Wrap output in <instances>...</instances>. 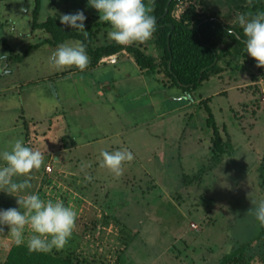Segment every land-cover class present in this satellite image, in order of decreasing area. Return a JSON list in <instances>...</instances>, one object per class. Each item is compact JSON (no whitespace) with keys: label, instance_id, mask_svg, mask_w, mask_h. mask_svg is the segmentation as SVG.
<instances>
[{"label":"rangeland","instance_id":"1","mask_svg":"<svg viewBox=\"0 0 264 264\" xmlns=\"http://www.w3.org/2000/svg\"><path fill=\"white\" fill-rule=\"evenodd\" d=\"M251 4L177 0L172 16L178 19L193 5L231 25ZM33 7V0L0 1V55L8 54L0 61V69L8 70L0 71V152L18 139L43 152L44 165L31 173L25 194L75 207L68 244L46 254L81 264H219L252 239L261 229L255 208L264 200V67L246 51L242 56V48L233 57L236 66L220 63L223 71L190 95L163 86L161 77L171 84L163 74L140 72L126 50L114 54L115 66L100 60L106 64L73 68L76 73L67 77L72 68L57 70L49 57L76 40L33 48L51 36L32 26ZM78 10L85 26L95 29L99 13L88 0H40L36 22ZM97 28L93 47L114 43L108 24ZM134 45L157 59L149 40ZM206 98L222 141L233 147L216 164ZM120 149L134 159L117 179L100 167V152ZM11 207H17L15 197L0 191V209ZM14 244L5 227L0 264ZM263 252L256 244L241 260L225 264H264Z\"/></svg>","mask_w":264,"mask_h":264},{"label":"clouds","instance_id":"2","mask_svg":"<svg viewBox=\"0 0 264 264\" xmlns=\"http://www.w3.org/2000/svg\"><path fill=\"white\" fill-rule=\"evenodd\" d=\"M88 3L99 13V20L109 25L107 36L117 45L145 43L157 30L156 17L151 15L154 0H150L151 6L144 0H88ZM85 20L84 12L79 10L59 17L61 25L79 30L86 38ZM236 23L243 32L246 53L256 61L257 67H264V12L238 14ZM227 31L229 36L240 39L233 30ZM7 58V53L0 55V61ZM49 63L57 70L76 68L83 72L90 58L85 44L76 40L60 44L50 55ZM0 71L8 74L6 68ZM100 158V167L118 179L123 175L124 165L131 163L134 155L127 149L103 150ZM44 159L43 152L25 146L22 139L16 140L10 150L0 152V191L15 197L17 204V207L0 209V233L7 227L17 246L26 243L30 252L49 253L53 249L62 250L68 244L76 228L77 212L74 205L65 206L62 200H45L36 193L25 194L32 188L31 173L44 165ZM21 177L24 179H18ZM85 179L91 181L92 177ZM255 218L264 228V200L257 204Z\"/></svg>","mask_w":264,"mask_h":264},{"label":"trees","instance_id":"3","mask_svg":"<svg viewBox=\"0 0 264 264\" xmlns=\"http://www.w3.org/2000/svg\"><path fill=\"white\" fill-rule=\"evenodd\" d=\"M33 1L32 26L34 28H43L51 34L49 39L33 45V48L42 44L56 45L69 39L80 40L85 44L87 55L90 58L87 68L94 67L102 57L126 50L133 55L135 64L141 70L150 71L158 75L163 74L171 80V84L167 85L163 77H161L160 81L163 86L177 87L185 95H190L192 91H195L211 76L220 74L223 71L220 63H223L224 66H236L233 57L239 55L242 48V56L245 55L243 32L236 22L230 25L215 13L198 12L193 5L188 6L177 19L172 16L177 0H154V11L151 15L156 17L157 30L149 42L154 44L157 59L152 55L146 54L145 51L134 44L131 46H120L115 43H109L93 47L92 40L98 32L97 27L100 25L106 26V23L101 21L96 23L95 29H92L91 26H85V31H88L86 38L79 30L61 25L59 19L54 17H48L45 21L37 23L40 0ZM144 3L151 6L150 0H144ZM166 9L167 13H165ZM239 9L244 11L242 7H239ZM248 10L243 13L264 12V0H252ZM228 29L236 32L240 39L235 36H229ZM26 53L27 51L22 55H18L16 57L17 60H22ZM228 56L231 58H228ZM207 102L208 99L206 98L204 101L205 123L212 130L211 150L215 155V157L213 156L212 164H216L218 157L223 153H231L233 147L228 140L222 141L220 130ZM256 244L264 246V228L262 227L252 239L241 244L229 254L224 255L219 264L234 263L236 260H241L245 252ZM251 257H248L247 260ZM260 260L264 261V252L260 256ZM3 264L81 263L74 261L72 258H60L46 253L30 252L26 245L17 246L14 244Z\"/></svg>","mask_w":264,"mask_h":264},{"label":"crops","instance_id":"4","mask_svg":"<svg viewBox=\"0 0 264 264\" xmlns=\"http://www.w3.org/2000/svg\"><path fill=\"white\" fill-rule=\"evenodd\" d=\"M108 57V56H107ZM104 58H106V56L105 57H102L101 59H104ZM100 59V60H101ZM98 61V63L94 66V67H92V68H88V69H85L84 71H87V70H92V69H95V68H99V67H101L102 65H105L106 63H104V62H101V61ZM132 62H133V60H132ZM107 64H109V65H113V66H115L113 63H107ZM135 66L138 68V66L135 64ZM72 71H70L69 73H68V75H67V77H70L71 75H74L76 72L74 71V69L72 68L71 69ZM140 72L142 71V70H139ZM53 80V79H52ZM54 81H57V80H54ZM105 81H107V80H105ZM209 98V97H208ZM86 143H88V144H90V142H86Z\"/></svg>","mask_w":264,"mask_h":264},{"label":"built area","instance_id":"5","mask_svg":"<svg viewBox=\"0 0 264 264\" xmlns=\"http://www.w3.org/2000/svg\"><path fill=\"white\" fill-rule=\"evenodd\" d=\"M115 55H110V56H108V57H106V58H104V59H101V61H103V60H105V59H107V60H109V62H115ZM261 96H262V101H264V86L261 88ZM50 167H47V171H50Z\"/></svg>","mask_w":264,"mask_h":264},{"label":"water","instance_id":"6","mask_svg":"<svg viewBox=\"0 0 264 264\" xmlns=\"http://www.w3.org/2000/svg\"><path fill=\"white\" fill-rule=\"evenodd\" d=\"M168 4H169V2H168ZM165 13H167V9L165 10Z\"/></svg>","mask_w":264,"mask_h":264}]
</instances>
